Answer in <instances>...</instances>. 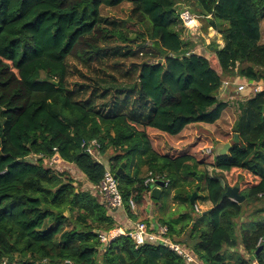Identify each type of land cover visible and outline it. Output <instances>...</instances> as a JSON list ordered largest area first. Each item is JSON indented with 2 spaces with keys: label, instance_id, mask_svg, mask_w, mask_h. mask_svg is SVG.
<instances>
[{
  "label": "trees",
  "instance_id": "16d2710c",
  "mask_svg": "<svg viewBox=\"0 0 264 264\" xmlns=\"http://www.w3.org/2000/svg\"><path fill=\"white\" fill-rule=\"evenodd\" d=\"M122 5L127 21L102 13ZM184 10L221 41H201L217 69L186 55L197 44L183 38ZM262 22L264 0H0V264H186L125 236L100 243L121 222L99 186L122 163L126 219L149 223L146 200L172 191L187 210L160 224L196 263L264 264V90L239 103L226 155L160 154L147 134L214 124L234 75L264 84ZM148 180L167 183L158 200ZM196 188L211 205L202 213ZM228 188L244 201L221 199Z\"/></svg>",
  "mask_w": 264,
  "mask_h": 264
},
{
  "label": "rangeland",
  "instance_id": "374dc122",
  "mask_svg": "<svg viewBox=\"0 0 264 264\" xmlns=\"http://www.w3.org/2000/svg\"><path fill=\"white\" fill-rule=\"evenodd\" d=\"M128 11L129 8L127 5H122L114 9H102V13H104L105 15L124 21L128 20V15H129ZM195 20L197 27L193 29L185 28L186 32H184L183 38L186 41L195 42L197 45L192 52L187 53L186 55L196 53L197 55L205 56L208 59H210V61H212V66H214L215 69H217L216 63L215 61H213L211 52H209L207 48L202 45L203 42L201 44V41L203 40V38L212 39L210 41H215L216 44H219L220 40L218 39V37H215L216 33L211 29L208 30L209 35L211 37L205 36L202 38V36H200V31H201V27L202 26L204 27L205 24L204 22L199 21L201 26L199 27V23L196 18ZM260 26H262L261 27L262 36L264 37V23H262V25ZM150 52L153 53V50L151 49ZM229 77H225V78L222 77V78L229 79ZM235 77L236 75L232 77V79L234 78L233 85L237 87L246 86L245 88L246 91L239 93L236 90L234 91L233 89L234 87L230 88V91L228 92L229 94L225 96L223 99V101L226 102L227 104V108L223 110L218 120L214 124L212 125L202 124V125L187 127L177 137H172L164 133L158 134L154 131H147L153 149L160 154H167L172 157L178 156L179 154L182 153L185 154L191 153L194 154L198 159H203V158L205 159L210 156L211 149L213 152V148L217 143L220 142L232 143L231 140L233 135L231 132V127L233 126V123L237 117L239 103L249 98L252 95V93H256L264 90V84L255 85L254 83H250L251 86L250 87L248 83H246L239 76H237L236 78ZM53 164H51L50 166L53 167ZM68 175L75 183H80L82 185L81 177H79V173L73 170V168L70 169V174ZM195 176L196 173H194L193 177ZM187 180H190V178L187 177ZM201 182L202 180L199 182H194L192 188L195 186V183H201ZM194 192L196 193V197L194 198L193 201V203H195L194 205L195 212L202 213L204 211L209 210L211 208L209 202L202 201L201 199L197 198L198 195H202L199 191V188L194 191H191V195ZM167 193L168 192H164L160 200H158L159 201L158 203L157 201L153 202V200L150 199L146 200L145 214H147L149 221L151 223L153 222L155 224L158 223L160 224L161 222L160 220L163 219L170 220L166 218V213H168L167 217H170L171 215H173L172 213H175L172 217V219H175L179 216V213L181 211L187 210V205L185 203H180L179 200L174 199L173 197L174 193L172 191L168 195ZM101 198L103 199L102 196ZM257 205L256 204L255 206L249 205L247 207L246 216L248 219L251 216L252 217L254 216L255 211L258 209ZM137 219H138L137 217H134L133 219H131V221L134 222ZM149 223H145L146 226H149ZM119 226L121 227L122 225ZM125 226H127V224ZM240 251H242V249H240ZM245 258H247V255L245 256Z\"/></svg>",
  "mask_w": 264,
  "mask_h": 264
},
{
  "label": "built area",
  "instance_id": "2783aa9c",
  "mask_svg": "<svg viewBox=\"0 0 264 264\" xmlns=\"http://www.w3.org/2000/svg\"><path fill=\"white\" fill-rule=\"evenodd\" d=\"M180 19L183 23L184 28L193 29L196 26L195 16L192 15L188 10H184L180 14ZM246 86L237 87V92H241ZM257 93V92H256ZM98 145L92 141L87 147L86 152L93 154ZM59 160L57 158L52 159L51 163H57ZM151 182L150 186L153 187L155 181L148 180L146 184ZM167 183L164 182V187ZM150 187V188H151ZM99 193L104 199L106 207L111 209L123 208L122 197L117 189V180L114 175L108 170L105 171L102 182L99 186ZM130 207L133 212H135V205L130 201ZM122 225L116 226L107 233L100 234L99 240L103 246H106L108 242L114 240L118 237L125 236L132 240L135 249H139L142 246L148 244L155 247H159L170 251L180 257H182L186 264H198L194 260L192 254L188 252L182 245L173 242L170 239L168 228L162 224L149 223V226L142 222L130 221L127 226ZM125 228V229H124Z\"/></svg>",
  "mask_w": 264,
  "mask_h": 264
},
{
  "label": "water",
  "instance_id": "95a60500",
  "mask_svg": "<svg viewBox=\"0 0 264 264\" xmlns=\"http://www.w3.org/2000/svg\"><path fill=\"white\" fill-rule=\"evenodd\" d=\"M233 142L235 144H237L238 139H237V135H234V140ZM231 148V143H217L214 148H213V155L215 157H220L223 155H226L228 153V151ZM125 167V163H122L120 165V167L117 169L116 174L114 175V178L117 179V177L122 173L123 169ZM192 175L194 176V172L192 173ZM198 182L202 180V176L199 175L198 176ZM164 187V182L160 181V180H156L154 183V186L151 187L150 189V196L152 199L158 200L160 193H161V189ZM198 189V188H196ZM238 189L237 188H228L221 196V199H229L232 201L237 202L238 204H241L244 201V197L240 196L238 193ZM190 199V202L193 203L194 198L196 197V193L194 192L192 195L188 196Z\"/></svg>",
  "mask_w": 264,
  "mask_h": 264
},
{
  "label": "crops",
  "instance_id": "0c3cea01",
  "mask_svg": "<svg viewBox=\"0 0 264 264\" xmlns=\"http://www.w3.org/2000/svg\"><path fill=\"white\" fill-rule=\"evenodd\" d=\"M262 23H264V22H262ZM262 23H261V25H262ZM262 26H260V28H261ZM219 45H220V47L222 46V43H221V41H219ZM111 210H113V209H111ZM110 210V211H111ZM113 211H116V214H117V220H118V222H121L119 225H126V224H129V222L131 221L130 219H126V216H125V214H124V212H121L120 210H118V209H114ZM125 218L124 220L122 219V218Z\"/></svg>",
  "mask_w": 264,
  "mask_h": 264
}]
</instances>
